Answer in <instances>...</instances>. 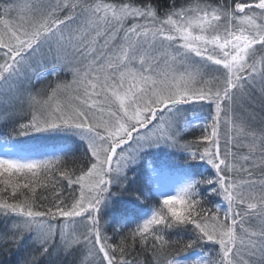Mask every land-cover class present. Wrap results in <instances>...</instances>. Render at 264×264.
<instances>
[{"label":"snow or ice","instance_id":"1","mask_svg":"<svg viewBox=\"0 0 264 264\" xmlns=\"http://www.w3.org/2000/svg\"><path fill=\"white\" fill-rule=\"evenodd\" d=\"M176 5L177 0L120 5L103 0H29L18 5L6 0L0 5V91L6 86L12 91L14 82L19 91L24 81L31 85L32 77L39 82L66 67L73 75L69 82L49 84L46 99L43 92L28 93L30 119L17 123L5 143L29 133H56L79 138L86 156V170H61L64 157L73 152L69 143L47 159H30L31 150L15 144L0 156V217L11 221L0 232V246L11 245L5 248L8 252L19 250L26 237L34 246L18 264H40L54 249L56 255L61 250L65 256L78 252L79 264H136L128 257L137 243L145 250L150 246L155 264H180L178 258H168L173 242L165 233L173 232L190 237L184 250L218 246L215 256L204 253L187 264H264V180L258 182L252 171L237 167L228 147L234 140L228 133L237 93L250 97L259 83L264 100V0H237L234 6L199 0ZM13 12L23 13L19 22L10 18ZM78 15L85 17L83 26L66 37L65 25ZM129 19L137 22L126 27ZM117 39L122 42L110 48ZM73 64L79 66L69 67ZM178 67L184 71L178 73ZM202 101L214 105L205 118L211 123L203 125L205 134L197 140H184L182 133L192 125L182 110ZM240 135L252 141L244 161L257 150L264 156V129L257 133L240 126ZM201 143L208 146L201 150ZM161 146L187 158L184 182L175 194L157 185L158 206L144 210V192L131 189L135 176L129 179L127 172L147 151ZM197 161L210 165L214 173H197ZM146 169L158 175L150 160ZM232 172H246L249 179L233 180L227 174ZM53 173L66 180L69 189L78 185L79 195L66 201ZM49 186L51 201L38 204L37 188ZM114 187L119 191L113 192ZM125 194L138 211H128ZM217 196L226 202L223 216L219 204L204 207ZM103 215H109L107 224L116 225L113 236L104 234ZM253 222L258 224L254 230L249 227ZM78 223L82 230L76 229ZM132 223L135 228L120 235ZM114 238L117 241L110 242Z\"/></svg>","mask_w":264,"mask_h":264},{"label":"trees","instance_id":"2","mask_svg":"<svg viewBox=\"0 0 264 264\" xmlns=\"http://www.w3.org/2000/svg\"><path fill=\"white\" fill-rule=\"evenodd\" d=\"M86 1L92 2V0H86ZM192 1L194 0H177L176 6H180L188 2H192ZM207 1L213 4L220 3V2H227V0H207ZM5 2L6 0H0V5H3ZM7 2H13V0H7ZM26 2H29V0H26L25 2H23V4ZM103 2L112 3V4L113 3L115 4H120V3L139 4L141 0H103ZM159 2L161 4H166V0H159ZM66 14L67 13L62 14L61 18H63V15H66ZM12 15L14 16L15 13H12L11 17ZM68 26L69 25L67 26L65 25L64 27V33L66 37H67L68 31L72 32V29L69 28L71 25L69 27ZM57 80H59L60 82L65 81L63 80L62 76H60ZM43 81L49 82V80H40L39 82H37L32 78V84L29 85L27 81H24L23 87L21 89L27 90V95L22 96L23 94L21 92L20 96L16 98L15 100H13L12 97H16L19 95V92L17 93L15 92L17 88L15 85V82L13 84L12 91H8L7 86L5 87L4 90L0 91V138L1 139L4 140V138L8 136V134L12 131L13 127L17 123L30 119V110L28 106V93H31L32 87L34 86L37 88L42 87L45 84V82ZM56 81L54 82L50 81L49 83L54 84ZM3 104L4 105L6 104V106H4ZM258 123H259V119L256 117V121L254 122L253 127H255V129L261 130L262 127L264 126L259 125ZM187 137H190V135H188ZM78 140H79L78 138L77 140L75 139V141H73V138L66 139L63 135L56 134V133H29V135L27 136H14L9 141L20 147L30 149L31 153L44 154L46 153L48 148L59 145V144L73 143L76 146H80V143L78 144L77 142ZM229 148L231 149V152L235 154V157H230V160H232L233 163H235L237 166H242L243 168H247L250 171H252L253 172L252 179L258 182L261 180H264V163H262L264 162V156L261 155L259 150H257L255 153H252L251 158L248 161H244L242 158L250 155L248 147L247 148L246 147L236 148L234 146L235 149H233L232 147H229ZM77 151H80V149L77 148ZM173 151L174 150L172 149L165 150L163 151V153L162 151H160L159 154H157V152L155 151V154H154V157L156 158L155 163L160 165L163 163L160 161V159H162V161H165V160L167 161L169 159L171 161V164L169 163V169L171 171L176 170L177 168L176 163L181 167L180 169H177V170L183 171V167L186 163L187 158L184 155L173 152ZM222 152H224V150H222ZM164 153H167L166 156H164ZM79 156H81V154L75 155L71 158L64 159L65 163L61 165V169L65 167L69 169H73V168L79 169L77 167L82 166V164L86 168V163H81L83 162V158L81 157L79 158ZM174 164L176 167L173 166ZM196 164H198L199 167L195 168V171L197 173H202V166L199 163H196ZM254 164L256 165L255 167H253ZM133 167L134 168H132L131 171L127 172V175L129 179L135 176V181L132 183L131 189L139 188L144 192V196L141 197L143 209L158 206L157 204V201L159 200L158 195L156 191H154L153 186L150 182V178L148 177V174H146L144 167H142L141 163L139 164V162H138V166H133ZM79 174L80 173L77 170L76 175H79ZM227 174L228 175L230 174L232 178L235 177V179H237L238 181L249 179L246 172H232V173H227ZM0 179H3V178L0 177ZM73 179H75V177H73ZM56 181H57V188L61 190L62 193L65 192L66 194L67 192H73L75 190L73 189V186L71 189H69L67 185V181L64 179L59 178V179H56ZM3 188H4V185L0 184V189H3ZM112 191L118 192L119 189L114 187ZM256 191H259V190L256 189ZM52 195H53V191L51 189V186H49L47 189L38 187L37 188V203L38 204H48L51 201ZM40 197H48V200H42L40 199ZM63 197H64V193H63ZM125 198L126 200H128L127 209L129 212H134L139 209L138 205H136L134 202L128 199L127 194H125ZM220 200H221L220 196L213 197L209 200V202L204 204V207L214 209L215 207L213 204L219 203ZM10 223H11L10 220H6L0 217V232H5ZM249 227L254 230L258 228V224L256 222H253ZM237 231L239 234V229ZM165 235L170 241L173 242L172 247L168 249V252L170 253L168 257L169 259H172L173 257H177L179 254L193 251L197 249L199 246L198 245L192 249L184 250L182 246L190 238L187 234L180 233L179 235H177V233L173 232L171 233V235H168L167 233H165ZM176 241H179V243H175ZM8 247H12V246L11 245L0 246V264H18V261L23 260L31 252L34 246L30 243V238L26 237L24 243L20 246L19 250H16L15 248H13L11 252L5 251V248H8ZM55 253H56V250L54 249L53 253L49 255L48 257H45L40 262V264H79V253L78 252L71 253L67 256L64 255L62 250L60 251L59 255H56ZM128 259L135 260L136 264H143V262H147V264H155L153 257L151 255L150 246L147 250H145L139 246V243H137L135 250L131 252V255H129Z\"/></svg>","mask_w":264,"mask_h":264},{"label":"rangeland","instance_id":"3","mask_svg":"<svg viewBox=\"0 0 264 264\" xmlns=\"http://www.w3.org/2000/svg\"><path fill=\"white\" fill-rule=\"evenodd\" d=\"M25 1L26 0H13V3L16 2V4L22 5L23 2H25ZM86 2L88 3L89 1H86ZM95 2H96V0H92V2H89V3H95ZM195 2H196V0H194L192 2H188V3L183 4V5L188 6L189 4H192ZM199 2L200 3L213 4L207 0H199ZM235 2H237V0H227V3H231L233 6H234ZM240 2H249L250 3V2H253V0H240ZM104 3H107V2H104ZM113 4H115V3H113ZM120 4H123V3H120ZM120 4H116V5H120ZM180 6H177V7H180ZM13 13H15V15L14 16L12 15V17H10V18L16 22H19L18 18L20 15H23V13H20V12H13ZM84 19H85L84 16L78 15L75 20H73L71 23L67 24L69 26L71 25L70 27L69 26L68 27L70 29H72L73 34H75V32L78 28H81L83 26ZM133 22H137V21H133L132 19H129L126 23V27H130ZM139 22H142V21H139ZM69 33L70 32L68 31L67 36L69 35ZM123 36H124V33L120 32L119 37L122 38ZM121 42H122L121 39H117L115 41L110 42V48L113 45H118ZM103 43H104V38L102 37L100 39L97 47L100 48V46H102ZM157 48H159V45H157ZM258 54H259V49H258ZM77 66H79V65L73 64L69 67H77ZM49 67H50V65H49ZM183 71H184L183 68H179V67L177 68L178 73L183 72ZM60 76H62L63 80H65L64 82H69L73 79L72 72L69 71V69L66 67L63 71L58 73L57 76H48L47 79H41V80H49V82L50 81L54 82ZM32 78L36 81L35 77H32ZM43 82H45V84L42 87H39V88H37L35 86L32 87L31 93L35 94L37 92H43L44 94H43L42 98L46 99V90L48 88V85L52 84V83H49L47 81H43ZM15 85L17 88L19 87L18 84L15 83ZM196 87H200V85L197 84ZM259 90H260V84L257 83L256 88L254 91H252L250 97L242 96L240 93H237V98H236L234 106H233V112L231 113L232 118H233V124L230 126L231 132L228 133L229 135H232L234 137V140H233L232 144L228 145V147H232L233 149H235L234 146L236 148H238V147H240V148L246 147L247 148L246 145H248L252 142L250 138H248L244 135L237 136L238 127L246 126V131L247 130H255V131H257V133H259L260 130L255 129V127H253L254 122L256 121V117L259 119L258 124L264 126V100L261 99ZM15 92L16 93L19 92V95L16 97H12L13 100L18 98L20 96L21 92L23 94L22 96L27 95V90H25V89L22 90L20 88L19 91H15ZM61 98L65 99L66 97L64 95H62ZM4 106H6V104ZM182 111H183V115L191 122V125H192L191 127H187L184 130V132L182 133L183 139L188 140V141L197 140L200 136L205 134L203 125L206 123H209V124L211 123L210 120H206L205 118L209 117L210 114H212L214 112V105L210 108L209 102L202 101V102H197L191 106H185ZM22 122H25V121H22ZM180 123H181V125H183L184 120H181ZM262 129H264V127H262ZM208 131L210 133L211 129L209 128ZM225 133H226V126H225L223 119H222L221 125H220V149H221V152H222V150H225ZM188 135H190V137H187ZM75 139L77 140V138H73V141H75ZM77 142H78V144L80 143V146H76L75 144L70 143L72 145L73 152H71L66 157H64V159L71 158L75 155L81 154V156H79V158L80 157L83 158V162H81V163H86V156L84 153L85 144H84V142H81L80 140H78ZM12 145H13L12 142L8 141L7 143H5V140L0 138V156L5 155V150L11 149ZM62 145L63 144H59V145L50 147L47 149L46 153H44V154H42V153H31V155L28 156V158H30V159H47V158L53 156L54 154H59L58 149ZM16 146L18 148H20V146H18V145H16ZM205 146H208V145L206 143H201L200 144L201 150ZM133 147H135V145H133ZM77 148L80 149V151H77ZM165 150H170V148H168L166 146H161L159 148H153V149L147 151L145 153L143 159L141 161H139V164L141 163V166L144 167L146 174H148V177L149 178L151 177L150 182L153 186V189H155L157 185H160L161 191L166 192L168 194H175V189L178 188L179 186H181L184 182V172L177 170V169L181 168L177 163H176V166H177L176 170L171 171L169 169V163L171 164V161L169 159L167 161L166 160L162 161V159H160V161L163 162L160 165L155 163V159H156L154 157L155 151L157 152V154H159L160 151H162V153H163V151H165ZM173 152L181 154V152L179 150H175ZM166 154L167 153H164V156H166ZM222 154H223V152H222ZM149 160L152 161L153 166H155L159 170L158 175L152 176V174L149 171H147L146 164H147V161H149ZM196 163H199L202 166V173L205 176L212 175L215 171L214 169L209 171L211 166L206 165L202 161H197ZM82 166H83V164H82ZM173 166H175V164ZM80 167H77V168H80ZM237 167H242V166H237ZM61 170H63V169H61ZM85 170H86V168H85ZM53 177L55 179H59L58 173H53ZM17 179L23 183L28 182L23 177H18ZM40 179L45 180V177L43 175H41ZM232 179L238 181L237 179H235V177ZM73 189H75L73 192H67L66 194H65V192H63L64 198L66 199V201L70 202L72 196H78L79 195V186L73 185ZM256 189L259 190V185L257 186ZM245 190L247 191V189H245ZM156 193L158 195V198L160 199L161 198L160 192L156 191ZM217 204H219L221 206V213L220 214H221V216H223V208H224V205L226 204V202L223 201V199L221 197V200L219 201V203L213 204L214 207ZM147 209H149V208H144V210H147ZM138 210H136V211H138ZM108 220H109V215H103L101 217V225H102L104 234H106L107 236H113V228L116 227V225L107 224L106 221H108ZM71 228H72V226L70 225L69 231H71ZM133 228H135V223L129 224L126 228L122 229V231L120 232V235H128L130 230ZM76 229L78 231L82 230V227L80 226L79 223L76 225ZM117 239L118 238H114L110 242L115 243L117 241ZM56 242H57V244H59V237L57 238ZM216 251H218V246H213L211 244L199 245L197 249L190 251V252H187V253L179 254L176 258H178L180 260V264H187L188 261L193 260L197 257L203 256L204 253L211 252L212 255L215 256Z\"/></svg>","mask_w":264,"mask_h":264}]
</instances>
